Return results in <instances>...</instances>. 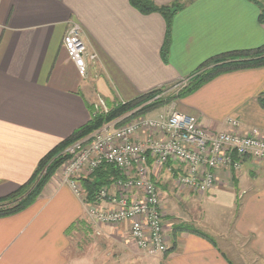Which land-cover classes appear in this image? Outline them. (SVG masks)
Returning a JSON list of instances; mask_svg holds the SVG:
<instances>
[{
  "label": "crops",
  "instance_id": "crops-1",
  "mask_svg": "<svg viewBox=\"0 0 264 264\" xmlns=\"http://www.w3.org/2000/svg\"><path fill=\"white\" fill-rule=\"evenodd\" d=\"M151 1L181 5L172 18L165 59V20L158 13L141 14L129 0H0V198L25 184L48 152L93 114H101L95 108L98 99L108 109L132 102L173 87L213 57L264 45V25L257 21L261 4ZM72 24L96 55L87 60L86 78L62 44ZM260 95L264 66L221 74L165 110L183 113L212 132L226 130V120L237 119L241 130L255 129L264 137ZM167 167L170 172L151 170L168 236L165 253L138 249L127 223L94 225L88 205L56 173L30 208L0 217V264H77L68 255L77 235L96 239L94 249L104 264L264 263V163L246 160L232 181L218 172L219 183L202 194L174 192L173 180L182 168ZM205 201L215 208L206 211ZM233 246L244 251L241 259Z\"/></svg>",
  "mask_w": 264,
  "mask_h": 264
},
{
  "label": "built area",
  "instance_id": "built-area-1",
  "mask_svg": "<svg viewBox=\"0 0 264 264\" xmlns=\"http://www.w3.org/2000/svg\"><path fill=\"white\" fill-rule=\"evenodd\" d=\"M62 44L77 73L86 78L87 60L94 61L96 55L88 52L77 24L70 25ZM95 108L98 113L109 111L100 99ZM128 115L66 148L67 158L59 173L61 183L84 202L80 179L103 163L113 165L120 173L113 184L115 192L102 187L97 192L102 205L84 202L88 205L86 214L93 224L127 223L130 240L148 255L163 254L168 248L162 203L151 178L152 169L166 167L170 172L172 168L167 165L176 163L182 168L173 180L177 191L189 189L202 194L219 183L218 172L229 180L248 159L264 163V137L255 129L241 130L236 120H228L226 130L212 132L175 110L122 121Z\"/></svg>",
  "mask_w": 264,
  "mask_h": 264
},
{
  "label": "trees",
  "instance_id": "trees-1",
  "mask_svg": "<svg viewBox=\"0 0 264 264\" xmlns=\"http://www.w3.org/2000/svg\"><path fill=\"white\" fill-rule=\"evenodd\" d=\"M248 1L259 5L258 0ZM129 2L130 5L141 14L147 15L150 13H158L165 20L166 31L162 47V57L165 59L168 52L172 18L175 13L181 9V5L179 3H173L168 6H157L151 0H129ZM259 8L260 11L257 21L264 25V8L262 6ZM263 66L264 45L252 50H239L223 53L207 60L199 66L194 74L190 75L191 78H189V80L191 79V81L189 82V85L180 90L174 96L156 98V95L160 94V92L166 88L158 89L140 95L132 102L116 104L110 107L106 114H93L84 126L74 131L70 137L60 142L39 161L31 178L25 184L20 186L15 192L7 197L0 198V217L16 214L33 203L40 195L43 186L56 174L57 170L66 160L67 156L64 155L66 148L76 141L89 136L103 125L114 122L127 114L129 115L122 121L143 116L156 107L168 105L171 103V100L174 101L193 93L202 85L221 74ZM257 100L259 105L264 109V95H260ZM119 174V171L113 165L103 163L92 174L81 178L80 185L85 193L84 202L89 205L96 204L98 202L97 192L102 187H109L113 184L120 177ZM231 176L233 178L234 174H231ZM175 229L179 230V226Z\"/></svg>",
  "mask_w": 264,
  "mask_h": 264
},
{
  "label": "rangeland",
  "instance_id": "rangeland-1",
  "mask_svg": "<svg viewBox=\"0 0 264 264\" xmlns=\"http://www.w3.org/2000/svg\"><path fill=\"white\" fill-rule=\"evenodd\" d=\"M258 2H259V4H261L262 5V7H264V0H258ZM189 78H191V77H188V78H186L185 79V82L183 83V84H181V85H179V86H176V87H169V88H166L165 90H163V91H161L160 92V94H157L156 95V97H161V98H167L168 96H174L175 94H177L180 90H182V89H184L186 86H188L189 85V82L191 81V79L189 80ZM191 94V93H190ZM190 94H188V95H190ZM175 101V100H174ZM173 100H171V103H169L168 105H171L172 104V102H174ZM168 105H166V106H168ZM166 106H159V107H156V108H154V109H152L150 112H148L149 113V117H155V116H157V115H159L160 113H163L164 111H166L165 110V107ZM148 113H146V115L145 116H147V114ZM228 120H236V121H238L237 119H233V118H230V119H227L226 120V122L228 121ZM239 122V121H238ZM61 168V167H60ZM60 168L57 170V172L56 173H59L60 172ZM237 172H239V171H237ZM233 174V173H232ZM39 178V177H38ZM232 179V176H231V178H230V181H232L231 180ZM173 185V184H172ZM186 190H188V191H191V190H189V189H186ZM173 191L174 192H176L177 191V188H175L174 186H173ZM177 192H180L179 190L177 191ZM192 193H194V192H192ZM179 194H182V193H179ZM195 194V193H194ZM180 202V201H179ZM32 204L33 203H31L28 207H26L25 209H27V208H30L31 206H32ZM182 205V203L180 202V206ZM194 205H192V207H193ZM203 207L205 208V210L206 211H208L209 212V210L211 209V208H215V206H214V203L213 202H209V201H205L204 202V204H203ZM25 209H23V210H25ZM176 209H178V210H180V207L179 208H176ZM22 210V211H23ZM22 211H20V212H22ZM181 211V210H180ZM192 211H193V209H192ZM20 212H18V213H20ZM17 214V213H16ZM13 215H15V214H13ZM95 225V224H94ZM95 238H97L98 239V237H97V235H95L94 236ZM85 240H86V242H85ZM96 239H94V238H91L90 236H87V238L86 237H84V236H80V235H77V237L72 241V245H71V247H70V249H69V251H68V255H70V257H71V260H70V262H73V261H75L76 260V262H77V264H102L103 262L101 261V257L99 256V254H98V252H97V250L96 249H94V241H95ZM238 241H240V240H238ZM77 242H81V244H83L82 246L80 245V248L78 247L77 249L75 248V243H77ZM97 242V241H96ZM74 244V245H73ZM79 244V243H78ZM240 244L242 245L243 243L240 241ZM75 248V250L73 251L72 249H74ZM233 249L235 250V252L236 253H238V258L239 259H241L240 257H239V255L240 254H245L244 253V251H241L239 248L237 249V248H235L234 246H233ZM225 251H226V254H228V255H230L231 257L232 256H234L236 259H237V256H235V255H233V254H235V253H231V252H229V250H226L225 249ZM247 254H249L248 252H247ZM233 258V257H232ZM233 260H234V258H233ZM104 264V263H103ZM247 264H252V263H247ZM261 264H264V263H261Z\"/></svg>",
  "mask_w": 264,
  "mask_h": 264
}]
</instances>
